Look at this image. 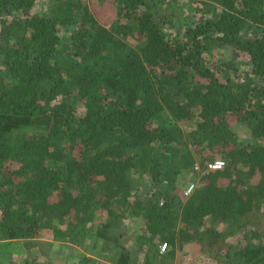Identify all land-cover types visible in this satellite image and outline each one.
<instances>
[{
  "label": "trees",
  "instance_id": "16d2710c",
  "mask_svg": "<svg viewBox=\"0 0 264 264\" xmlns=\"http://www.w3.org/2000/svg\"><path fill=\"white\" fill-rule=\"evenodd\" d=\"M97 2L108 26L89 0H0V239L81 248L129 217L113 264H264V0H200L193 23L177 0Z\"/></svg>",
  "mask_w": 264,
  "mask_h": 264
},
{
  "label": "rangeland",
  "instance_id": "374dc122",
  "mask_svg": "<svg viewBox=\"0 0 264 264\" xmlns=\"http://www.w3.org/2000/svg\"><path fill=\"white\" fill-rule=\"evenodd\" d=\"M200 0H177L176 4L182 10H185L187 22L193 23L200 16L199 7ZM89 4L98 21L108 26L113 18L111 14V7L108 4L99 3L97 0H89ZM35 12H43V7L38 5ZM207 8L202 9V12L206 13ZM242 69H247L242 67ZM82 109L78 108V112L81 113ZM195 121L183 124L184 130H189L195 124ZM233 130L237 137L240 139V143L251 141V137L246 128L240 124H234ZM34 128L23 127L16 133L32 134ZM14 134V133H12ZM221 161V160H219ZM14 167V166H13ZM197 168L185 171L180 176V187L185 192L186 187L198 185L200 176ZM148 190L147 184L144 180H136L133 183L132 192L137 194H144ZM88 238L85 245L81 248L70 245L64 242L43 240L35 247H31L28 251L24 249L22 241H9L0 239V264H77L82 258L93 259L101 264H113L119 254L120 247L123 245H130L132 241L137 238L142 224L132 218L126 217L116 222L101 236L99 229L100 225L90 226ZM224 227L220 226V230ZM234 236V234H233ZM194 247L188 246L184 253H179L176 258L178 264L179 258H193L197 256ZM186 252V253H185ZM205 264H211L205 263Z\"/></svg>",
  "mask_w": 264,
  "mask_h": 264
},
{
  "label": "built area",
  "instance_id": "2783aa9c",
  "mask_svg": "<svg viewBox=\"0 0 264 264\" xmlns=\"http://www.w3.org/2000/svg\"><path fill=\"white\" fill-rule=\"evenodd\" d=\"M224 166V163L221 161H215L214 163L208 165V169L212 170V171H216V170H221L222 167ZM193 186L191 185L190 187H187V189L185 190V195L190 194V192L192 191ZM166 248V245H162L160 248L161 252H164Z\"/></svg>",
  "mask_w": 264,
  "mask_h": 264
}]
</instances>
